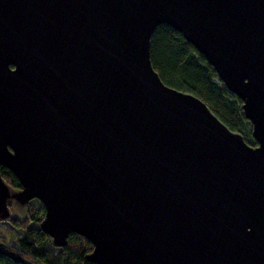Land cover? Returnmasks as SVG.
I'll use <instances>...</instances> for the list:
<instances>
[{
	"label": "water",
	"instance_id": "water-1",
	"mask_svg": "<svg viewBox=\"0 0 264 264\" xmlns=\"http://www.w3.org/2000/svg\"><path fill=\"white\" fill-rule=\"evenodd\" d=\"M165 24L243 102L256 147L162 82ZM12 199L97 264H264V0H0V222Z\"/></svg>",
	"mask_w": 264,
	"mask_h": 264
},
{
	"label": "trees",
	"instance_id": "trees-1",
	"mask_svg": "<svg viewBox=\"0 0 264 264\" xmlns=\"http://www.w3.org/2000/svg\"><path fill=\"white\" fill-rule=\"evenodd\" d=\"M150 42L151 63L164 84L195 95L222 123L256 147L252 123L242 112L243 102L226 89L200 51L166 24L154 30ZM1 176L12 190L22 188L8 168L1 167ZM9 205L11 220L3 222L20 234L10 242L0 238V264H97L87 259L94 249L92 243L79 234L70 233L64 247L54 246L53 240L40 229L46 211L38 199L23 206L12 199Z\"/></svg>",
	"mask_w": 264,
	"mask_h": 264
},
{
	"label": "rangeland",
	"instance_id": "rangeland-1",
	"mask_svg": "<svg viewBox=\"0 0 264 264\" xmlns=\"http://www.w3.org/2000/svg\"><path fill=\"white\" fill-rule=\"evenodd\" d=\"M19 232L13 230L9 224L5 222L0 224V238L1 241L10 242L11 240H15L17 236H19Z\"/></svg>",
	"mask_w": 264,
	"mask_h": 264
}]
</instances>
